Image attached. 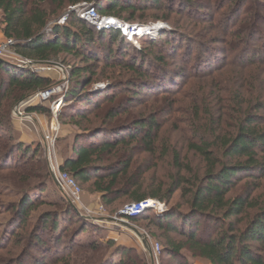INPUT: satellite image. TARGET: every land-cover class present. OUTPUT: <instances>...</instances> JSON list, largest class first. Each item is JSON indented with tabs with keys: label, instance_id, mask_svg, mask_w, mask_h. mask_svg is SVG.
Here are the masks:
<instances>
[{
	"label": "trees",
	"instance_id": "trees-1",
	"mask_svg": "<svg viewBox=\"0 0 264 264\" xmlns=\"http://www.w3.org/2000/svg\"><path fill=\"white\" fill-rule=\"evenodd\" d=\"M169 1L172 4L179 1V12L196 22L216 20L217 25L213 26L229 41L226 44L230 46V55L227 54L225 64H220L223 59L215 53L218 49L177 31L163 33L158 39L139 40L150 47L160 45V55L142 49L137 52L138 57H133L125 53V46L133 44L118 31H96L80 19L78 13L72 12L71 19L63 25L56 22L48 26L70 7L81 4L92 6L101 17H114L133 24L139 19L137 13L144 10V4L152 2L158 8L162 7L163 0H0V28L5 39L15 42V52L26 59L44 63L66 54L80 58L85 64L119 63L135 75L122 85L124 92L133 95L125 100L119 95H110L113 89L100 93L90 90L96 73L89 69L75 70L73 79L76 81L64 95L60 118L68 120L78 133L61 165L62 172L69 173L80 186L91 185L92 190L101 195L105 208H111L122 198H129L132 203L153 199L169 204L180 192L181 204L189 208L185 214L181 208L171 207L162 215L145 211L127 218L134 224L147 222V229L159 231L166 242L163 256L173 263L184 262L183 252L187 251L193 258L210 264H264V205L245 227H240L248 209L256 206L252 194L257 185L246 183L248 188L244 193L230 196L242 178L252 182L264 178V158L261 157L264 156V115L260 114L264 111V41L259 48L251 45L260 22H264V0H211L212 17L204 11L207 8L204 3ZM249 1L253 11L247 14ZM227 7L226 13L221 15ZM218 15L220 19H216ZM239 21L243 26L238 28ZM163 36L168 37L167 41H162ZM189 42L202 50L194 62L192 78L207 79L214 89L216 72L228 67L238 68L240 73L232 72L235 76L231 77L233 85L229 90L220 89L219 83L214 97L202 91L188 110L195 127L192 136L195 142L190 143L189 149L207 164L202 175L183 166L180 154L174 152L177 177L172 176L171 183L161 182L153 192L144 193V176L150 169L138 168L133 163L134 158L143 153L164 157L169 150L160 154L158 141L162 126L158 115L148 112L140 117L132 108L147 94L156 101L173 100L161 115L172 118L176 114L174 100L180 95L178 78L183 75V69H174L163 54L174 57L180 54L183 64H188ZM84 71L89 72L88 76L82 77ZM51 85L50 79L0 58V132L10 134L5 138L0 136V189L16 191L20 197L17 203L6 205L9 220L2 237L6 239L9 235V238L0 252L7 251L12 258L3 260V264H44L46 259L35 255L38 251L48 252L56 263L71 264L69 260L76 255L77 248L85 250L84 256H77V264H149L148 259L136 255L133 249L116 246L112 240L107 243L82 241V235L89 230L97 232V227L83 219L64 197L54 202L42 199L50 180L55 186L52 174L47 162L38 158L41 145H24L11 136L12 110L19 102ZM28 112L46 114L49 110L38 105ZM114 123L117 126L111 127ZM99 135H104V139L90 142ZM215 146L221 151V159ZM182 171L191 178L182 175ZM39 202L53 209L43 213L37 226L23 238L20 229L25 227L31 210ZM15 226L18 227L14 230ZM72 226L75 227L69 233ZM66 235L68 241H65ZM172 235L183 240L177 241ZM21 247L22 254L14 258L12 252ZM161 260L165 263L164 257Z\"/></svg>",
	"mask_w": 264,
	"mask_h": 264
},
{
	"label": "rangeland",
	"instance_id": "rangeland-1",
	"mask_svg": "<svg viewBox=\"0 0 264 264\" xmlns=\"http://www.w3.org/2000/svg\"><path fill=\"white\" fill-rule=\"evenodd\" d=\"M196 1L198 3H204L206 5V10L212 17V11L214 10V5H211V0H192ZM214 1V0H212ZM180 2L177 1L175 3H170L169 0H163L162 7H155V5L152 4V2H147V4H144V10H140L137 13V17L139 18L136 22H134V25H140V26H146V27H163L164 30L161 32H158L154 34V36H148V38L151 39H158L161 37L163 33H170L171 31H177L180 33H184L187 36H190L193 38V40L200 42L202 44L208 45L214 49H218L216 54L220 55L219 58L223 59L221 60L220 64L227 62L226 59L230 55L228 52L230 50V46L226 43H229L228 40H225V37L217 30L213 25H217L216 20H208V19H202L201 22H196L195 19L188 18L186 14L179 12ZM210 6V8H208ZM252 2L249 1L246 5V11L247 14H250L251 10L250 7L252 6ZM85 6V4L79 5V7L72 8L70 7L63 15H61L58 20H53V22L49 23L50 25L58 22L59 24L63 25L67 23V20L71 19L70 16L72 12L77 13V10L81 7ZM172 6V8H171ZM212 7V8H211ZM174 9V10H172ZM228 7L224 9V11L221 13H226ZM187 13V12H186ZM128 16V14H125ZM243 15L246 16L244 13ZM105 17V16H104ZM114 18V17H113ZM221 17L218 15L216 19H220ZM118 19V18H116ZM62 20H65L64 23H61ZM68 20V21H69ZM120 20V19H119ZM122 21V20H121ZM127 23V22H126ZM198 23V24H197ZM92 26V25H91ZM243 22L239 21L237 23V27H242ZM96 31L97 28L95 26H92ZM212 27V28H211ZM215 27V28H214ZM258 32L256 33L255 39L251 41V45L255 48H259L262 42L264 41V22H260L259 28L257 29ZM247 36V35H246ZM245 36V38H246ZM0 39L1 41H4L5 37L2 34L1 28H0ZM168 37L163 36L162 41H167ZM243 39V37H242ZM196 42V43H197ZM233 42V41H232ZM237 42L236 44H238ZM191 46V59L189 60L188 64H183V62L180 60L181 56L180 54H176L178 56L174 57L168 53L163 54L165 55L166 61L170 63V65L174 69H183L182 73L183 75L178 78L179 83V90L180 95H176V106L177 109L176 114L171 118L166 115H161V113H165L168 109V105L173 100H155L154 98H148L147 94H144L140 97V101H136L137 105L132 108V111L137 114V116H144L145 113L151 112L154 115H158V121L162 126V132L160 134V139L158 141L160 145V154L163 155L162 152H165L169 150V153L167 156H152L148 153L138 154L134 160L133 163H136V166L138 168H141L142 170L150 169L149 172H147L144 176L145 179V189L143 190L144 193H151L154 191L156 185L160 184L161 182H165L166 184L171 183L172 176L177 177L178 170L174 167V152H177L180 154V163L183 166H189L193 172L198 173L202 175L204 172V169L206 168L205 161L194 151H191L189 149L190 143L195 140H192L193 129H195L192 122V117L190 116V113L188 110L191 108V104L194 103V99L197 97H200L202 91L205 92L206 95H214L215 87L221 85L220 89L228 90L230 89V85H233L232 78H234L235 75H233L232 72H235L236 74L240 73L238 68H226V70L222 72H216L215 73V81L213 83L214 89L209 86L210 81L207 79H201L199 78H192V68L194 66V62L196 60V57L198 53H200L202 50H199L198 45L189 42ZM117 46H115L113 49L115 50ZM126 54L133 57H138L137 52L142 49H147L148 52H152L154 55H160V45H156L155 47H150V45L147 43L142 42H135L132 46H125ZM179 48V47H178ZM123 49V48H122ZM223 51V52H221ZM15 52V50H14ZM163 52V51H162ZM165 52V51H164ZM16 53V52H15ZM226 53V54H225ZM229 53V55H227ZM16 55L19 57V60H28L32 61L34 63H40L41 66L47 65L48 68H51L50 71L42 72V76L45 78H48L51 80L52 85L49 88H54L56 91L55 96L50 100V102H39L36 101L33 106H44L49 110V113L46 114H39V113H29L28 109L32 107V105H28L25 109V114L28 116L27 119H20L19 117L14 116V110L16 107L23 102L29 101L30 99L36 98L37 94L40 92H36L33 95L27 97L25 100L19 102L17 105L13 107L12 110V120H13V131L11 136L14 140L19 141L23 143L24 145H41L42 149L40 154L38 155L39 159L45 160L48 164L49 171L50 170V162H49V152L46 150L45 143H44V137L47 136L52 127H54L56 124L60 125V132L58 135V139L56 140L55 147L52 149V160L56 163H58L61 167L63 164L61 162V159H64L67 154L71 151V145L74 141V137L76 133H78V130L70 125L68 120L63 121L60 118L62 109L60 110L59 114L55 115L51 110L50 107L52 104L59 100L60 97L64 96L67 92H57L58 88L61 87V85L65 84L64 81L68 83V87L71 86V88L74 85V82L76 81V78L73 79V75L75 70L79 69H89L88 71L96 73V77L94 79V82L92 84V87L90 90L95 92H103V91H109L110 89H113L110 92V95H119V98H124L127 100L129 97H133L132 94H129L128 92H124V88L122 85H125L127 82H130V79L134 78L135 75L127 68V67H121L119 63H111V64H104L102 62H93L89 64H85L81 62L80 58H77L75 56H70L66 54L60 55L58 58H54L51 61H45L43 64L40 61L26 59L22 57L20 54L16 53ZM217 55V56H218ZM172 56V57H171ZM233 57V55L230 56V58ZM130 57H128L129 59ZM121 62V61H120ZM13 63V62H11ZM17 66V63L14 62ZM30 71V70H29ZM216 71V70H215ZM226 73L224 74L223 72ZM228 73V74H227ZM89 72H83L81 75L82 77L88 76ZM242 74V73H241ZM71 79H73L71 81ZM64 82V83H63ZM66 83V84H67ZM48 89V88H47ZM46 90V89H45ZM41 90V91H45ZM215 96V95H214ZM213 96V97H214ZM101 99V98H100ZM65 103V102H63ZM261 115H264V111L260 113ZM125 119V116L122 118ZM100 125L97 124V126ZM117 126L115 123L114 125H111V127ZM110 127V128H111ZM229 127V125H227ZM230 131V130H228ZM205 132V131H203ZM8 135L4 130L0 132V136L8 137ZM104 135L95 136L90 140V142H100L102 139H104ZM26 141V142H24ZM135 146V144L133 145ZM217 146H215L216 148ZM216 153L220 155L221 159V151H219L216 148ZM264 158V156H261ZM223 161H226L225 159ZM52 174V173H51ZM182 175H186L187 177L191 178L185 171L181 172ZM243 180L237 185V188L232 192L230 196H236L237 194L241 192H245L248 188V185L246 183H249L250 186L257 185V189L252 194V199L254 201V204H256L255 208L248 209L246 214L244 215V221L240 224V227H245L246 223L251 219V217L258 211V208H260L262 205H264V178L262 180H257L255 182H252L249 180V178H242ZM83 190V196H82V205L80 207H76L77 210L80 212V215L83 219H85L88 223L94 225L97 227V232H93V230H89L88 233L81 236V240L85 242L94 241L95 243H107L108 241L112 240L113 243H115L116 246H122L126 249H133L136 253V255H139L141 257H144L148 259L149 264H179V263H185V264H210L208 261L201 259V258H193L191 254L187 251L183 252V255L185 257V261H177L176 263H173L168 257L163 256V253H161L157 258L154 257V255H150L149 249H151L153 253V246L156 244H159L162 250L166 246L165 239L160 237V232L157 231L155 228L147 229V222H141L139 224H134L130 222L127 218H123L120 216L122 210L125 206L132 203L131 199L129 198H122L116 204H114L111 208H105L102 205L101 202V195L98 193H95L91 185H82L80 186ZM0 247H3L9 238V235L6 239H3V232L6 227V222L9 220V214L6 212V205L10 203H17L20 199L16 191H6L4 188L0 189ZM180 192H177L174 197L171 199L169 204L167 205V208L170 209L171 207H179L181 208L182 213H187L189 211L188 206L181 204L180 201ZM60 197H64L67 200V197L59 191L58 188H56L51 180L48 182L47 190L42 196L43 200L54 202L58 200ZM100 197L99 199H97ZM165 204L164 202H161ZM103 206L106 209V219L102 221H96L93 222L92 220L86 218V211H93L96 212V210ZM51 206L50 205H44L41 202L37 203L35 209L31 210L29 214V220L27 221L25 227L23 229H20L22 237L26 238L28 234L32 231V229L37 226L38 219L40 216L45 213L46 211H50ZM150 215H153L150 213ZM117 218L116 223L110 222L107 219H115ZM18 226L14 227V230ZM75 226L69 227V233L73 231ZM13 230V231H14ZM19 230H17L18 232ZM153 234L156 235L153 237ZM69 235V234H67ZM67 235L65 238L67 239ZM174 239L177 241H182L183 238H181L178 235H172ZM64 238V239H65ZM65 241H68L65 240ZM80 242V240H78ZM67 245V244H66ZM257 245V244H254ZM65 247H68L65 246ZM14 255V258H16L19 254H22V247L17 248L12 252ZM35 253V252H33ZM107 252H102V254ZM101 254V255H102ZM37 258L42 257L43 260L46 259V262L44 264H65L64 262H55L51 259V256L43 252H37ZM85 255V250L77 248L76 249V255L70 258L71 264H77V261L79 260L78 257ZM78 256V257H77ZM62 257V256H61ZM162 257H164L165 263H162ZM7 258H12L10 254H8L7 251L0 252V264H3V260ZM32 264V263H30Z\"/></svg>",
	"mask_w": 264,
	"mask_h": 264
},
{
	"label": "built area",
	"instance_id": "built-area-1",
	"mask_svg": "<svg viewBox=\"0 0 264 264\" xmlns=\"http://www.w3.org/2000/svg\"><path fill=\"white\" fill-rule=\"evenodd\" d=\"M78 16L83 21L95 26L98 31L113 30L118 31L126 40L134 44L142 38L148 36H154V34L161 32L160 27H146L140 25L129 24L119 19L113 17H101L98 12L92 6L85 5L77 10ZM62 20L61 23H64ZM15 42L10 39H0V58L8 60L10 62H16L17 67L21 69L30 70L36 75L42 76V72L50 71L47 65L41 66L40 63H34L28 60H19V57L14 52ZM65 84L58 88L57 92H66L68 90V83L64 81ZM63 82V83H64ZM67 83V84H66ZM63 92V93H64ZM55 89L48 88L45 91H40L36 98L30 99L29 101L20 103L14 110V116L20 119H27L25 114V109L28 105L34 104L36 101L39 102H50V100L55 96ZM65 96L60 97L59 100L55 101L50 110L55 114H59L60 110L65 105ZM33 106V105H32ZM60 132V125L56 124L52 127L50 133L44 137V143L46 150L49 152V162L50 170L53 176V181L55 186L59 191L67 197V200L75 207H80L82 205L83 190L77 181L67 172H62L60 170V165L52 160V149L55 147L56 140ZM168 210L167 205L161 203L158 200L146 199L144 201L131 203L124 207L120 216L123 218H132L142 214L145 211H153L156 215H162ZM106 209L100 206L96 212L86 211V218L92 220L93 222L102 221L106 219ZM116 220L107 219L110 222H118ZM162 253V248L159 244L153 246V255L157 258Z\"/></svg>",
	"mask_w": 264,
	"mask_h": 264
},
{
	"label": "water",
	"instance_id": "water-1",
	"mask_svg": "<svg viewBox=\"0 0 264 264\" xmlns=\"http://www.w3.org/2000/svg\"><path fill=\"white\" fill-rule=\"evenodd\" d=\"M160 30L161 31H163L164 30V28L163 27H160ZM43 64V63H42ZM61 168V167H60ZM52 178H53V176H52ZM113 220H116V219H113ZM149 253H150V255H152L153 253H152V251H151V249H149Z\"/></svg>",
	"mask_w": 264,
	"mask_h": 264
},
{
	"label": "crops",
	"instance_id": "crops-1",
	"mask_svg": "<svg viewBox=\"0 0 264 264\" xmlns=\"http://www.w3.org/2000/svg\"><path fill=\"white\" fill-rule=\"evenodd\" d=\"M24 142H26V141H24ZM63 161H64V159H61V162L63 163ZM100 197H98L97 199H99Z\"/></svg>",
	"mask_w": 264,
	"mask_h": 264
}]
</instances>
